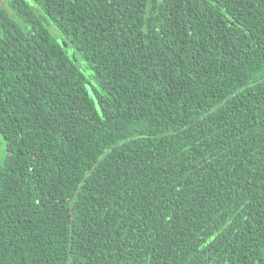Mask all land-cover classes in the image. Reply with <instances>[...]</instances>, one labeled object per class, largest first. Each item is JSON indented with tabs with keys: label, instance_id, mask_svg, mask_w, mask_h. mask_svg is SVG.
I'll use <instances>...</instances> for the list:
<instances>
[{
	"label": "trees",
	"instance_id": "trees-1",
	"mask_svg": "<svg viewBox=\"0 0 264 264\" xmlns=\"http://www.w3.org/2000/svg\"><path fill=\"white\" fill-rule=\"evenodd\" d=\"M7 1L0 264H264V0Z\"/></svg>",
	"mask_w": 264,
	"mask_h": 264
},
{
	"label": "rangeland",
	"instance_id": "rangeland-1",
	"mask_svg": "<svg viewBox=\"0 0 264 264\" xmlns=\"http://www.w3.org/2000/svg\"><path fill=\"white\" fill-rule=\"evenodd\" d=\"M0 5L6 9L12 16L16 17V14L13 10L10 9L8 5L7 0H0ZM34 8L36 9V5L32 3ZM58 43L60 46L66 51L68 56L76 63L79 65L80 69L83 70L85 73L89 74V72L86 70L85 66V61L81 58V54L76 48H74L70 42L64 38V37H59L58 38ZM80 59V60H79ZM7 155V149H6V142L3 138V136L0 134V163H3L5 161Z\"/></svg>",
	"mask_w": 264,
	"mask_h": 264
}]
</instances>
